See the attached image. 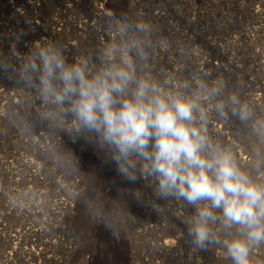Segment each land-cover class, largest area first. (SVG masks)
Listing matches in <instances>:
<instances>
[{"label": "clouds", "instance_id": "9594fccd", "mask_svg": "<svg viewBox=\"0 0 264 264\" xmlns=\"http://www.w3.org/2000/svg\"><path fill=\"white\" fill-rule=\"evenodd\" d=\"M98 23L109 38L92 51L51 39L21 51L23 31L5 37L0 81L12 94L0 98V135L11 134L26 156L43 144L60 189L115 239L135 219L81 169L61 134L87 142L123 180L143 182L150 195L135 188L131 197L164 223L173 227L172 205L193 209L179 219L194 249H214L229 264H264V108L242 81L199 64L187 75L156 72L158 51L197 58L145 15L111 10Z\"/></svg>", "mask_w": 264, "mask_h": 264}, {"label": "rangeland", "instance_id": "374dc122", "mask_svg": "<svg viewBox=\"0 0 264 264\" xmlns=\"http://www.w3.org/2000/svg\"><path fill=\"white\" fill-rule=\"evenodd\" d=\"M104 3L107 12L126 10L153 20L158 35L168 37L174 47L183 42L192 47L197 60L181 58L175 51L154 53L156 72L179 67L187 75L199 64L209 73L242 81L247 94L260 95L258 106L264 108V54L257 55L264 52V0ZM94 4L97 0H0V48L7 50L8 34L23 31L21 51H27L32 42L40 39L59 41L67 47L72 44L68 47L72 52L95 50L109 34L98 23L103 16L96 12ZM6 94H12L11 88L0 81V98ZM37 131L45 135V129ZM61 143L78 157L83 171L96 174L108 197L124 201L135 220L130 221L119 239L102 225H91L81 201H72L60 189L43 144L26 156L25 148L11 134L0 135V264H229L216 250L198 251L190 244L179 218L193 209L172 205V227L149 206L131 197L135 188L150 195L143 182L130 184L123 180L114 165L105 162L84 140L69 143L68 137L61 134ZM25 161L34 162V167ZM13 194L19 210L9 204ZM63 204H70L72 209ZM51 209L60 216L56 218ZM179 232L185 234L180 236ZM162 243L167 244L168 252L160 248ZM30 252L37 257L29 256Z\"/></svg>", "mask_w": 264, "mask_h": 264}, {"label": "bare ground", "instance_id": "6f19581e", "mask_svg": "<svg viewBox=\"0 0 264 264\" xmlns=\"http://www.w3.org/2000/svg\"><path fill=\"white\" fill-rule=\"evenodd\" d=\"M75 0H72V2H74ZM102 3H99V1L97 0V4H94L93 5V7L94 8H96V12H99L98 14L99 15H101V16H103V15H105L106 13H107V11H106V7H105V3H104V0H100ZM96 2V1H95ZM33 6H36L35 4H33ZM257 16H258V13H255ZM264 23V22H263ZM262 27L264 28V24L262 25ZM264 32V31H263ZM264 45V44H263ZM68 47H72V44H68ZM262 54H264V52H258L257 53V55L258 56H260V55H262ZM261 59H263L264 60V56H263V58H261ZM171 63V62H170ZM263 66H264V61L261 63ZM261 66V65H260ZM259 67V66H258ZM260 68V67H259ZM166 72V71H165ZM252 99H254V101L257 103V105L259 104V102L261 101V97H260V95H254L253 97H252ZM68 142L70 143V142H72L69 138H68ZM27 160V159H26ZM25 163L28 165V166H30V167H34V162L32 163V162H30V161H25ZM63 205H65L67 208H69V209H72V207H71V205L70 204H63ZM64 209V208H63ZM50 211H52V213L53 214H55V217L56 218H58V216H60V213H58V212H56V211H54L53 209H51ZM160 248L164 251V252H168V250H170L169 249V247L167 246V244L166 243H162L161 245H160ZM35 253H32V252H30V253H28V255L29 256H32L33 258H36L37 257V255H34Z\"/></svg>", "mask_w": 264, "mask_h": 264}]
</instances>
